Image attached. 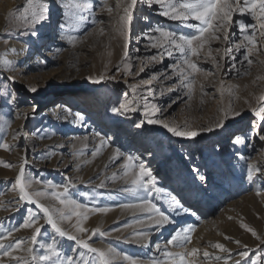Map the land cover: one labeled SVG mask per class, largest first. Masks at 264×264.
I'll list each match as a JSON object with an SVG mask.
<instances>
[{"label":"rangeland","instance_id":"1","mask_svg":"<svg viewBox=\"0 0 264 264\" xmlns=\"http://www.w3.org/2000/svg\"><path fill=\"white\" fill-rule=\"evenodd\" d=\"M8 1L0 0V11L7 8ZM9 2L11 5L8 7V15L5 19L6 26L0 34V47L10 42L13 45L18 42L27 45L28 54L18 63V73H13L0 64V89L7 88L14 91L17 97L16 102L10 105H5L3 99H0V138H2L0 142L6 141L10 145V150L0 148V234L13 230V236L9 237V240L21 238L28 241L32 229L20 226L27 218L29 209L33 213H39L35 204L19 201L18 191L12 189L17 176L16 170L25 158L28 160L25 165L26 175L43 182L33 185V188L47 194L41 200L46 205L60 206L52 194L62 191V188L49 187L47 182L51 181L54 185H68L69 194L79 203L87 205L89 209L94 207L113 209L114 201L110 196L112 192L120 189L122 179L118 176L113 177L112 185L107 186L106 191L104 186L100 187L102 183L100 179L104 173L99 172V154L95 158L91 155L94 150L99 149L96 145L98 143L89 141L86 145L71 148L68 142L69 129L62 120V115L49 113L56 103L63 102L68 105L72 97H78L84 92L87 94V101L97 100L91 89L98 84L92 83L89 77L103 74L109 78L100 83L108 85L115 94L116 100L103 107L101 113L116 120V129L111 132V126H102L99 120L92 122L93 129L99 128L100 135L110 137L118 148L126 151L127 155L138 157L139 160L134 163L138 165L142 162L146 168H150L157 178V185L159 181L165 179L173 185L179 182L183 189L189 186L200 188L201 193L196 192L191 202L194 205L198 200L203 202L204 210H208L211 225L203 231V240L197 248L200 254L199 264H225V259L227 264H234L235 260L240 259L238 253L244 250L249 251L253 258L264 253V244L242 227L247 225L255 230L258 236L264 237V158H262L264 141H260L255 135L246 140L243 144L246 164L238 167L237 173L232 167L238 166V161L236 160L232 165L230 163L237 153L238 146L233 144L230 157H224L237 128H245L247 133L253 128V120L256 121L254 113L243 117L234 113L253 112L259 90L264 89V80L257 79L258 76H264V66L254 62L249 67L246 62L241 63L243 49L240 53H233L236 57L235 61L231 57L226 58V62L222 61L223 67L220 71H217L210 62L202 59L200 66L213 72L214 75L205 78L203 73L196 74V84L189 97L188 90L180 85L179 77L175 74L176 70L172 68V65L177 63L179 54L174 52L172 57L165 54L161 62L160 54L163 50L151 48V42L146 37L159 36V33L149 32V29L158 27L178 34L191 35L195 30L189 28L187 24L198 22L188 21L182 24L180 21L160 15L162 9L159 5L153 3L148 7L142 0H138L131 25L128 54L125 57L123 47L125 41L115 30L116 0H108L109 5L114 9L111 18L109 13L101 8L103 0H91L94 11L85 13L87 19L80 23L78 30L69 31V35L76 38L74 42L63 40L61 52L54 54L51 51L53 54L49 55L40 52L43 49L47 52L48 46L52 48L51 44L57 42L54 41L57 37L53 30L56 20L62 21L63 8L60 3L57 0H46L50 9L48 19L36 25L37 35L33 36L31 30L19 26L22 23L19 17L23 14L27 0ZM52 6H55L56 10H53ZM240 18L239 13L233 16L232 40L239 39L240 32L235 22ZM243 19L247 23H253L248 16H244ZM101 28L104 29L103 34L100 32ZM42 38L48 39L50 44L45 47L43 42L39 41ZM215 47L219 45L214 43L213 48ZM37 53L39 59L34 62ZM152 56H157V60H151ZM125 63L132 64L130 71H125ZM140 67H144L145 71L137 75ZM117 68L120 71H117ZM165 75L171 79H164ZM8 76H13L14 82L8 81ZM201 84L204 85L203 92L200 90ZM132 85L137 88L135 93L130 87ZM222 86L223 94H221ZM32 87L37 91H30ZM70 88H74L71 93L68 91ZM170 88L173 91H169ZM134 97L133 107L136 111H128L124 114L112 111L113 108ZM144 98L149 104H156L160 109L155 118L181 126L186 125L192 129L214 127L217 121L224 118L225 112L228 115L224 119L223 128H214L211 132L201 131V134L194 139L173 137L160 124L147 123ZM174 100L176 102L172 103ZM38 115H42L43 118L49 115L48 123L42 119L37 121ZM87 117L83 121V128L88 126ZM17 119L20 121L18 122ZM141 122L143 126L136 127ZM105 124L110 122L107 120ZM123 126L127 127L128 131H125ZM87 132L91 136L89 127ZM132 132L136 136L135 140L132 138ZM247 136L248 134L244 137ZM81 152L83 155H80ZM64 158H67L66 162H68L65 165H63ZM249 163L261 169L260 173H253L252 180L247 178ZM4 164L11 167H5ZM72 165H75L79 174H87V177L79 180V177L72 173ZM196 169L199 170V175ZM162 170L169 177H163ZM201 175L204 180L200 179ZM257 192L260 194L257 195ZM160 195V192H156L157 200L160 199ZM189 195L190 192L187 191L185 197ZM39 214L42 217L43 214ZM75 219L74 217L72 223H75ZM187 220H194V217L185 218V221ZM126 222V220L122 221L121 225H125ZM40 223L45 222L41 219ZM83 226L89 230L88 233H76L71 224L64 225L72 234L88 237L87 242L90 245L99 243V232L92 234L93 229L99 228V212H89ZM115 227L117 226L109 227L106 232L114 230ZM17 228L18 231L15 230ZM52 238L56 239L60 249L68 255H73L80 264L90 261L93 254L80 248L74 241L58 237L50 226L42 229V235L38 237V243L34 247L39 252V243L50 242ZM237 240L240 241L239 245L236 244ZM215 243L224 244L229 252H220L212 248L211 245ZM205 250L210 253L211 259L203 257ZM80 252L85 253L83 258H80ZM217 255L222 257L220 261L215 260ZM241 264H245V261H241Z\"/></svg>","mask_w":264,"mask_h":264},{"label":"snow or ice","instance_id":"2","mask_svg":"<svg viewBox=\"0 0 264 264\" xmlns=\"http://www.w3.org/2000/svg\"><path fill=\"white\" fill-rule=\"evenodd\" d=\"M148 7H151L153 3L160 6L162 11L160 15L169 17L172 20L180 21L182 24L188 21H196L198 23H188L189 28H193L195 31L191 35L178 34L175 31L165 30L163 28L149 29V32L159 33V36L148 35L146 38L151 42L150 47L153 49H162L160 54L161 62L163 56L166 54L168 57H172L173 53L179 54L177 63L172 65L175 74L179 77V83L183 88H186L187 95L190 97L196 84V74L203 73L205 78L214 75L213 72L207 71L200 66V61L203 59L205 62H210L217 71H220L223 67L222 61L226 62V58L231 57L235 61L236 57L233 53H240L244 50L243 59L241 63L246 62L251 67L254 62L261 66H264V0H142ZM138 0H116L115 5V25L116 32L120 37H123L125 43L124 56L127 57L128 42L130 40L131 25L134 18V10L136 9ZM60 5L64 9L62 14V21L59 24L61 33L67 30H78L80 23L87 19L85 13L93 12L94 6L91 0H60ZM101 8L109 13L110 18L114 13L113 7L108 3V0H103ZM49 4L46 0H27V5L23 10V14L19 17L22 23L19 25L21 28L31 30V35L36 36V25L41 24L48 19ZM239 13L240 19L235 23L238 25L240 36L238 40H232L231 29L233 28V16ZM244 16L250 17L253 23H247ZM146 19V18H145ZM102 23V22H101ZM103 34L104 29H100ZM70 43L76 39L72 35L65 37ZM7 43V41H6ZM218 44L219 47L213 48V44ZM13 51H15L13 49ZM151 60L156 61L157 56H152ZM11 64V61H6ZM131 63H125V71H130L132 68ZM235 67V64H233ZM117 71H120L117 68ZM145 71L144 67H140L136 73L139 75ZM247 71V70H246ZM105 75L101 74L95 77H89L92 83L99 84L100 82L108 79ZM114 78V77H112ZM164 79H171V77L165 75ZM258 80H264V76H258ZM8 81L14 82L13 76L7 77ZM222 83V82H221ZM132 92L135 93L137 88L135 85L130 86ZM200 90L203 92L204 85H200ZM32 92H36L37 89L32 87ZM173 91V89H169ZM221 94H223V86L221 87ZM126 95V94H125ZM0 99H3L5 105H10L16 102V94L7 88L0 89ZM144 103L145 116L148 124H160L165 128L173 137H183L188 139H194L201 134V131L211 132L214 128H223L224 119L227 117V112L224 114V118H221L216 122L214 127H207L201 129H192L186 125H177L172 122H168L164 119L155 118L156 113L160 111L156 104H149L146 98ZM258 107L253 108V113L256 118L253 124L252 132L247 137L236 136L233 139V144L243 145L246 140L252 138V134L255 133L259 137L260 141H264V104L260 102L264 101V94L259 95L257 98ZM135 97L132 100H127L119 107L112 109L115 113L124 114L128 111H136L133 107ZM176 101H172L175 103ZM247 102V101H246ZM171 106V105H169ZM239 115V112L234 113ZM84 121L83 114H77V122L82 123ZM143 122L138 123L136 127H142ZM99 136V133L96 134ZM16 137L14 136L13 139ZM88 139L87 137L84 138ZM2 141V138H0ZM100 143L102 146H106L108 142L101 137ZM0 148L10 150V145L6 142H0ZM100 149L94 150L91 155L95 158L99 154ZM83 155V152L80 153ZM123 154L119 149H116L113 160L119 159ZM241 159L245 157L241 156ZM264 158V157H262ZM139 160L138 157L128 155L125 158V162L122 165L124 169V177H128L130 187L123 189L125 192L137 194L143 193V198L139 205L125 204L121 205L123 208L139 207L141 211H147L150 213L148 219L152 221L156 226L163 227L165 224H171L173 221L168 215L160 210L159 207L152 200L148 199L151 196L152 191L157 193L162 192L163 189L157 187V178L153 175L150 168H146L145 165L140 162L138 165L134 161ZM27 158L19 166V174L15 178V182L12 186L14 191H18L19 201H26L29 204H35L39 209V213H42V217L39 213H33L31 209L28 210L27 218L23 221L20 227L25 229H32V234L28 241L21 238H15L9 240V237L13 236V230H9L6 234H0V264H80V262L73 256L66 254L59 248L55 238H52L50 242L39 243L38 252L34 247L38 243V237L42 235V229L45 226H50L54 234L61 238H66L69 241H74L82 249H86L88 253L93 254L90 261L86 264H116V258L120 255L115 249L109 247L107 249H100L92 247L85 238L80 235L72 234L65 224H71L76 233L84 234L88 233V229L83 226V222L88 219L89 212H102L106 213L110 209L108 207H94L89 209L87 205L79 203L75 198L69 194V186L54 185L51 181L47 184L49 187L62 188V191L53 193L55 200L58 201L59 207L41 202L47 194L42 190H35L33 185L36 183H43L42 181H36L34 178L26 175L25 165H27ZM5 167H11V165L4 164ZM138 169V170H137ZM199 175V170H195ZM261 169L255 164L249 163L247 165V178L253 179V173H260ZM115 176V174H114ZM201 180L204 177L200 176ZM71 183V180L69 181ZM103 183L100 187H103ZM31 189V191H30ZM260 192H257L259 195ZM159 198V197H157ZM168 206L173 211L179 214L180 211L187 213L189 210L181 204L180 200L175 195L169 194ZM18 210V209H17ZM193 216L195 212L191 213ZM75 223H72L73 218ZM44 220V224L40 223V220ZM139 223V221H138ZM248 231L252 233L254 237L264 244V237L258 236L257 232L247 225H242ZM18 231L19 229H15ZM194 231L192 227H184L175 231L171 238L167 241V244L176 248H184V252H171L165 251L163 253L164 260L156 261L152 260V264H196V256L199 250L196 247H192L190 250L186 245L191 244L192 237L191 232ZM99 232L100 236H105L107 233L101 231L99 228L93 229L92 234L95 235ZM143 240L148 239V233L139 232L136 234ZM228 239V237H225ZM5 241H8L5 243ZM140 242L139 240L137 241ZM236 244H240V241H236ZM146 246V245H145ZM212 248L220 250V252H229L224 244L215 243L211 245ZM156 248L159 249L160 245L157 244ZM75 251V249L73 250ZM26 253V255L24 254ZM240 259L234 261V264H241V261H245V264H264V253L256 255L255 258L250 256L249 251L244 250L238 253ZM80 258L85 256L84 252L79 253ZM192 257V259H189ZM205 259H211L208 251L203 252ZM230 258V256H229ZM123 259L128 261V264H140V262L124 254ZM221 256H215L216 261H220ZM227 264V259H225Z\"/></svg>","mask_w":264,"mask_h":264},{"label":"bare ground","instance_id":"3","mask_svg":"<svg viewBox=\"0 0 264 264\" xmlns=\"http://www.w3.org/2000/svg\"><path fill=\"white\" fill-rule=\"evenodd\" d=\"M9 1L7 2L8 3L7 8H3V10L0 11V34L4 31L5 28L4 26H6L5 19L6 16L8 15L7 14L9 9L8 7L11 5ZM57 1L60 3V0ZM52 8L53 10H56L55 6H52ZM60 23L61 22H59V19H57L54 24V30H53V32L56 33L55 37H57V39L54 41L57 42L51 44L53 45L52 48L48 46L47 52H45L46 49L45 50L43 49L41 50L40 53L43 54L47 53L49 55H52L53 53L58 54L59 52H61L60 50L61 42L66 39L65 37L69 35L70 30L65 29L64 32L61 33V30L59 29ZM44 38L40 39L39 41H42L43 45L46 47L50 43L48 42L49 41L48 39H44ZM13 49L15 51H13ZM27 50H28L27 45H22L18 42L15 45H13V43L10 42L4 47L3 46L2 48L0 47V64H2L4 68H6L7 70L13 71V73H18L17 72L18 63H20L24 59V57L28 54ZM51 51L53 53H51ZM34 59H35L34 62H36L39 59V53L36 54ZM6 61H11V64L6 63ZM73 89L74 88H70V90L68 91H70L71 93L73 92ZM91 90L97 96V100L87 101V97H86L87 94L84 92L78 97H72L71 98L72 101L70 102V104L65 105L63 102L60 104L56 103L55 106H52L51 108L52 110L51 111L49 110L50 114L60 113L62 115V120L64 121V123H66L67 129H69L68 142L71 148H74L78 145H86L89 141H93V142L96 141V143H98L96 145L99 146L100 149L99 172L104 173L103 177L100 180L104 184L105 191L107 186L112 185L111 180L113 177L118 176L122 179L121 181L122 186L120 187V189L119 190L116 189L117 191L114 190L115 192H112L113 194H111L110 196L111 197L110 199L114 201L113 202L114 205L112 207L113 209H110L106 213L99 212V229L107 233V235L100 236L99 234V243H94L91 246L100 249H107L109 247L115 249V251L120 254L116 258V264H128V261H125L123 259L124 254H127L128 256L137 259L140 262V264H152L153 259H155L156 261H163L164 260L163 253L165 251L178 252V253L184 252L185 250L184 248L173 247L172 245L167 244V241L171 238V236L175 233L176 230L184 227H192L194 228V231L191 232L192 242L191 244L186 245V247L189 250L192 247L198 248L201 241L203 240V236H202L203 231L206 230L209 227V225H211V220L209 218L208 210H204L205 208H203V202L201 200H198L197 202H195V205L193 202H191V198L196 194V192H198L199 194L201 193L200 188H194L192 186H189L188 188L183 189V186L179 182L174 183L173 185L171 182L165 181V179L159 181L157 187L163 189V191L160 192L161 194L160 199L159 200L156 199L155 190L152 191V194L151 196L148 197V199L152 200V202L155 203L157 207H159L160 210L164 212L166 215H168L170 219L173 221L171 224H165L163 227L156 226L152 221L148 219L150 213L147 211H141L139 207H132V208L121 207V205H125V204L139 205L141 199L143 198V193L138 192L137 194L134 195L132 193L125 192L123 190L131 186L130 182H126L129 181V178L124 177V169L122 167V165L125 162V158L128 155L126 151H123L122 149L118 148L110 137H105L100 134L99 136H97L96 134L99 132V128L96 130L93 129L92 122L94 120L97 121L99 120L100 121L99 124H102V126L110 125L111 132L116 129L115 126L116 120L114 118L109 117L107 114L103 115L101 113V109L103 107H105L108 104H112L114 100H116L115 94L113 93V91L109 89L107 84H102V83H99ZM263 93H264V89L262 88L259 90V95ZM260 103L264 104V101ZM254 107L255 108L258 107L257 100L254 102ZM59 108H61L60 111ZM78 113L83 114L84 120L87 117V115L89 116L87 117L88 126L83 128L82 127L83 122L82 123L77 122ZM252 114L253 112L248 111V112H242L239 115L243 117ZM36 119L37 121L42 119L44 122L48 123L50 116L46 115L43 118L42 115H38ZM107 120L110 122V124H105ZM253 123H255L254 120ZM87 127H89V131L92 132L91 136L88 135ZM123 128L125 131H128L127 127L123 126ZM250 132H252V129ZM249 133H247V129L245 128L242 127L237 128V130L232 135L230 147L228 148V151L224 153V157L225 158L230 157L233 149L234 137L236 136L244 137ZM262 134H264V131H262ZM253 135H255V133H253L252 136ZM132 136H133L132 138L135 140L136 136L133 135V132H132ZM85 137H87L88 139L85 140L84 139ZM101 137L108 142L106 146L101 145L100 143ZM255 137L257 136L255 135ZM237 146H238L237 153L235 157L232 159V162L230 163L232 165L235 163L236 160L238 161V166L232 167L235 173L239 171L237 169L238 167L245 166L246 164L244 163L245 160L240 158L241 156L243 157L246 156V155L244 156L243 153L244 145H237ZM116 149H119L123 155L119 159L113 160L112 157H114ZM66 161L67 158H64L63 165L68 163ZM71 170H73L72 173L75 176L79 177V180H82V178L85 179L87 177V174L86 175L79 174V171L75 167V165L71 166ZM18 174H19V168L16 170V175ZM162 176L169 177L164 170H162ZM36 184L34 185L36 186ZM108 189L112 190V188H108ZM187 191L190 192V195L185 197V193ZM169 194L175 195L177 199L180 200L181 204H183V206L187 208L189 211L187 213L180 211L178 214L177 212L170 209L167 202L169 198ZM192 212H195L196 215L193 216L191 214ZM187 217H194V220L185 221V218ZM124 220L127 221L126 224L121 225V222ZM113 225L117 227H115L114 230L106 232V230H108L109 227ZM118 225H120V227ZM139 232L148 233V239L143 240L140 237H138L136 234ZM85 239L88 240V237H85ZM138 240L140 241L139 243L137 242ZM157 244L160 245L159 249L156 248ZM199 257L200 254L198 252L195 258L196 264H199ZM189 259H192V257H189Z\"/></svg>","mask_w":264,"mask_h":264}]
</instances>
